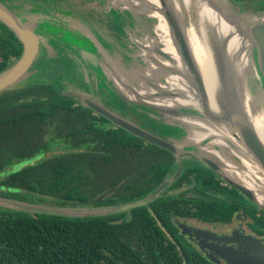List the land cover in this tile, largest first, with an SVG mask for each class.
<instances>
[{
	"label": "trees",
	"instance_id": "obj_1",
	"mask_svg": "<svg viewBox=\"0 0 264 264\" xmlns=\"http://www.w3.org/2000/svg\"><path fill=\"white\" fill-rule=\"evenodd\" d=\"M248 10L264 12V0ZM21 53L19 40L0 22V73ZM75 101L43 82L0 93V195L59 208H108L145 198L174 172L171 153ZM57 142L66 151L50 154ZM23 161L29 164L6 171ZM189 173L173 181L168 197L121 213L68 217L5 209L0 264H212L178 237L177 222L229 221L240 210L233 195L239 193L219 180L192 181ZM190 187L194 195L186 192Z\"/></svg>",
	"mask_w": 264,
	"mask_h": 264
},
{
	"label": "water",
	"instance_id": "obj_2",
	"mask_svg": "<svg viewBox=\"0 0 264 264\" xmlns=\"http://www.w3.org/2000/svg\"><path fill=\"white\" fill-rule=\"evenodd\" d=\"M118 1L115 0L111 2V0H107V3H111V5L104 7L106 13L108 12L113 14L114 12L118 11L116 9V3ZM208 2L211 8L215 10L224 20H226L229 25L234 26L235 32L238 36L249 41V54H254L252 57L253 59H251V61L250 59L248 60V64L251 67L252 72L248 75L245 74V88L248 95L251 94L253 97H257L258 100L261 98V96L264 98V90L259 89V85L262 83V81L259 82V80L262 78L264 81V12H249L243 8L242 4L234 3L231 0H208ZM174 3V0H158V9L155 5H153V3L149 4L146 2L144 5L147 7V9H145L143 8V3L139 4L136 0H122L119 1V4L122 5L119 7V9L124 7L123 9L126 10L132 17L134 23L142 30V32H145L146 34H151V27L149 26L150 21L148 19L149 16H147L146 13L151 12L162 15L161 17H163L168 27L170 37L173 41L177 54L180 57L186 72L188 73L189 83L199 95L201 108L195 106L179 108L164 105L162 106L161 102H159V100L162 99L161 97H164V100L172 99L177 95V92H169L164 89H158L156 86H154L156 88L153 92L154 94L146 92L144 95L137 94L133 98L124 94L119 95L117 91L121 93L122 90L116 85V83L115 85L111 84L109 88L116 92L117 96L121 99V102L124 105H127L131 108L139 107L143 109V111L151 118H156L157 120L161 119L164 124L173 126L174 128L179 127L180 124H182L183 126H187L190 130V126L177 118L179 116H193L210 122L215 128H217V130H219L218 136L223 140L224 138L226 139L224 140V145L217 146L233 157V159L239 165H243L245 168L250 169L254 175L258 176L260 173V176L264 178V147L255 134L251 121V116L254 115L257 117V115L254 112V106L251 104V100L250 102L246 101V105H244L239 99V94L237 91V77L239 75L234 74L232 68L225 62L222 48H220L217 44H212L211 46L209 45V48H211L214 55V65L217 74V91L214 95V99L215 105L218 109V116L212 115L209 111L205 87L200 76L193 51L191 49V42L188 38L186 30L184 29L183 23L176 12L177 10L175 11ZM152 5L154 6V9L152 8ZM59 11V13L62 12V10ZM244 13L247 15H243ZM0 22L6 25L14 33L22 45L21 56L12 65L0 73L1 93L16 85L24 78V76H26L28 71L32 68L34 61L38 57L41 43L39 36L34 32L33 28L27 24L21 23L16 15L11 11V7L8 5V3L3 0H0ZM225 44V42H222V45ZM155 52L168 62L173 61L172 58L166 54L163 49H161V47L157 46L155 48ZM80 55L83 59L82 61L84 65H86L87 68L101 67V56L96 52L85 50L82 51ZM168 72L169 75H179L175 69H168ZM119 73L121 74V72ZM122 76H124V74H122ZM119 81H121L119 86L124 88L126 79L122 77V79H119ZM146 84H148L146 81L145 83L143 82L141 84L142 88H140L138 91L140 92L144 89L148 91L150 87ZM126 86L129 85L126 84ZM129 88L133 92H137V90L132 86H129ZM77 95L78 97H76L75 100L82 104V106L91 109L96 114L106 118L112 124L125 130L129 134L144 140L148 144L155 145L171 153L178 163L176 165L177 167L175 173L163 181L153 192L143 199L118 206L95 209L98 211L74 213L65 209L35 206L28 203L7 199H0L1 203H7L15 210H21L28 213L68 217L101 216L126 212L134 208L146 206L148 203L155 200L172 181H175L179 177L181 172V161L184 157H187L194 159L195 161L203 164L205 167L217 173L225 183L240 192L255 207L264 212V196L262 194L248 186L241 184L238 181L230 179L225 174V172H223L227 170L228 167L224 163L219 162L218 160L214 161L209 157L199 156L198 158H194L193 155L186 151V143H183V140L180 141L178 139L179 135H175L174 130H172V134L174 136L171 135L170 138L167 139L158 134L156 130L148 127V125L139 122L137 119L127 117V115H125L120 110H115L114 108L101 103V101H98L91 96L88 97L84 95L79 96V94ZM189 133H187L185 136L187 139ZM214 138L215 136H209L206 137V140L213 142ZM204 140L205 139H202L198 143L191 142V146H195L199 151H203L204 145H202V142ZM207 151L208 150H206V152ZM247 158L252 161L254 166L259 167L261 171H256L249 163ZM259 179L261 180V178ZM85 209L86 208L82 210ZM179 228L181 229L182 234L195 236L197 239L203 240L209 237V239L213 241L214 237L212 238L209 235L203 233L202 230L192 228L185 224H179ZM235 236L236 235H232L228 239L218 238V240L233 244L240 243L239 239H236ZM240 239L242 240V243L253 242L256 246L261 244V241L247 237H240ZM239 246L241 247V244ZM200 247H206L216 256L221 258L226 264H264V258L258 257L255 254L252 255L247 253L245 251L246 248L244 250L234 249L232 247L204 243V241H201Z\"/></svg>",
	"mask_w": 264,
	"mask_h": 264
},
{
	"label": "rangeland",
	"instance_id": "obj_3",
	"mask_svg": "<svg viewBox=\"0 0 264 264\" xmlns=\"http://www.w3.org/2000/svg\"><path fill=\"white\" fill-rule=\"evenodd\" d=\"M3 1L8 3V5L11 7V11L16 15V17L19 19L21 23L27 24L33 28L34 32L39 36V40L41 43V50L38 54L37 59L34 61L32 68L28 71L26 76H24V78L21 81H19L16 85L11 87L12 89H20L28 85H33L36 83L43 82L46 84L53 85L55 89L59 91H63L64 94L68 95L69 97H72L73 100H75V98L78 97L77 94H79V96L80 95H84L88 97L91 96L92 98L101 101V103L109 107H112L115 110L118 111L120 110L125 115H127V117L132 119H137V117L141 113L140 111H142L143 109L139 107L131 108L127 105L124 106L123 104L121 105L120 102L115 97L113 91L110 90L111 91L110 93L107 87H105L104 80L107 78L110 84L115 85L116 83V85L120 88L121 86H119L120 84L119 79H122V77H124L126 79L125 87L123 88L124 90L121 93L117 91V93L119 95L121 94L126 95L125 93H127L129 94V96L132 93L131 92L132 90L129 88V86H132L134 89L138 91L140 88H142L141 84L143 82L145 83V81L148 83L146 85L149 87L166 84V77L169 76L168 69L167 68L164 69L162 64H157L156 67L158 68V72L155 71L148 76L147 67L149 71H151L153 67L149 62L144 63L145 60L144 57L142 56L143 55L142 52L140 51H137L136 53L139 55L140 58L142 56L141 60L140 58H137L139 61L132 60L133 62H131L130 64L131 68H128L126 70L125 69L126 67L123 65L124 56L122 57L119 54V51H117L118 50L117 48L119 47L120 44H118L117 41H113L112 37L108 36L106 27L103 28V25L102 28L101 26H98L99 23L106 22L105 17H108V19L112 21L114 20L116 22H119L120 25L121 24L123 25V29L121 27V30H123V33L125 35H127V38L131 37L133 39L134 35L130 34V32H133L143 37V39L140 40L141 42H143V44L145 42H148L149 39H153V41L155 42V40H157V34L155 33V28L157 26L158 20L151 16V12H148V14L145 12L147 16H149L148 18L150 21L149 26L151 27V34L149 33L145 38L146 33L144 32L145 35L141 34V32L137 28V25H135L133 19H131L132 17L128 14L126 10L123 9L124 7L121 8L122 10L119 9V7L122 6L121 4H119V1L122 0L119 1L117 0L118 2L116 3L117 6L116 9L118 11L114 12L113 14H110L108 12L106 13L104 7H108L111 5V3L108 4L107 2H106L107 5L105 4V6L98 8L97 11L93 13L95 18L94 24L97 26L98 31L95 32V30H93L92 33L87 32V31H91V29L88 27L90 26L88 24H91V21H88V19H83L80 11L78 12V17L76 15L77 20H72V22H68L67 24L63 19V17H61V14H58L57 12H51L49 7H47V5L42 2V0H35V1L34 0H3ZM113 1L115 0H111V2ZM253 1L255 0H252L251 2H244L243 8H245V10H248L249 5H252ZM146 2H147L146 0H142L143 5ZM143 8L147 9L145 5L143 6ZM177 13L183 23L184 29L186 30L190 42H192L193 40L196 43L195 45H199L202 48L203 42L200 35L197 32L198 30L196 27V18L193 17V13H191V15L188 16V14L184 13V9L181 5L178 8ZM243 15L246 16L247 14L244 13ZM77 21H79L80 23ZM81 24L85 26L84 29ZM109 30L112 33H115L117 27L115 25L109 24ZM104 31H106V34H103ZM135 40L132 41L135 43V45L139 46ZM85 50L90 52H96L101 56V60H100L101 67L87 68L84 65L80 53H82V51ZM245 52L248 53L249 59L251 61V59H253L252 57L254 53L249 54V50L247 48L245 49ZM120 56L122 57V59H120ZM163 62L164 61H162V63ZM127 63H130V61ZM159 69H161L166 73V75L162 78H160L159 76ZM119 72H121V74ZM251 72H252L251 67L248 66L245 69V74L248 75L249 73L251 74ZM122 74H124V76H122ZM260 81H262V83L261 85H259V89L264 90V81L262 80V78L261 80H259V82ZM126 84H128L129 86H126ZM259 101L261 103L254 109V112L258 118L264 120V98L261 96ZM137 120H139V118ZM155 127H157L159 131L170 133V135H173L172 130H174V134L179 135L178 139L180 141L183 140V143L187 142L185 136L190 131L187 126H183L182 124H180L179 127L174 128L173 126H169L167 124H162V125L158 124L155 125ZM49 149H50L49 151H51L50 154L66 151L65 145L60 142H57V144L54 143L50 144ZM27 164L29 163L24 161L19 163L16 162V164H14L12 168H7L6 171L8 170L10 171L12 169L17 170L26 166ZM258 177L261 178V180L264 182V178L260 176V173L258 174ZM255 188L256 189H253L255 191L259 189V187H255ZM186 190H187L186 192H192V187H190L189 189L186 188ZM162 194L168 195L169 193L164 191ZM0 199H7L13 201V199L8 198L7 196L4 195H0ZM238 201L242 204V207H246V208H250L249 205L252 204L247 198H243L240 195H238ZM19 202L28 203L35 206H46L57 209H65L74 213L98 211L95 209L82 210V209H78V208L74 209L70 207L59 208V206L57 205H51L49 203H37L33 201L30 202L19 201ZM5 209L9 211L14 210V208L9 206L7 203L3 204L0 202V212ZM248 210L250 211L251 209ZM242 211L244 212V210ZM250 227L254 229V225Z\"/></svg>",
	"mask_w": 264,
	"mask_h": 264
},
{
	"label": "bare ground",
	"instance_id": "obj_4",
	"mask_svg": "<svg viewBox=\"0 0 264 264\" xmlns=\"http://www.w3.org/2000/svg\"><path fill=\"white\" fill-rule=\"evenodd\" d=\"M136 1L139 4H142V0ZM146 1L149 4L153 3V5H155L159 9L158 0H150L151 2L148 0ZM174 2L175 11L178 10L181 5L184 9V13L188 14V16L193 13V17L196 18V27L198 30L197 32L202 39L203 47L201 48L199 45H195L196 43L192 40L191 49L193 51L197 67L205 87L210 113L214 116H218V109L215 105L214 99V95L217 91V74L214 65V55L211 48H209L212 44H217L220 48H222L225 62L232 68L234 74L239 75L237 77V91L239 94V99L243 102L244 105H246V101L250 102L251 100V104L255 109L258 105H260L261 102L257 97V99L253 97L250 92V95H248L245 88V69L249 66V55L245 52V49H250L249 41L238 36L235 32L234 26L229 25L226 20H224L215 10H213L208 0H174ZM153 5L152 8L154 9ZM151 16L158 20L156 26L157 40H155V42H160L159 44H161L160 46L162 47L163 51L168 54L173 61L168 62L165 59H158L159 56L155 52L156 44L153 39H149L147 43L142 44L141 50L142 54L150 57L152 62L155 61L154 69L147 72L148 76L151 75L154 70L158 72V68L156 67L157 64H162L164 69H175L179 74H170L166 77L165 85L156 86L158 89H164L169 92H177V95L174 98L164 100V97H161L162 99L159 100V102H161L162 106L164 105L178 108L195 106L201 108L199 95L189 83L188 73L186 72L183 63L177 54L173 41L170 37L168 27L163 17H161L162 15L151 13ZM222 42H225L226 44L222 45ZM162 61L164 62L162 63ZM165 75L166 73L159 69L160 78L164 77ZM120 89L123 91V87H120ZM155 89V87H150L148 91L146 89L140 92L131 91L132 93L130 97L133 98L137 94L144 95L146 92L153 93ZM125 94L129 97V94ZM177 118L190 126L189 136L192 142L198 143L206 137L215 136L213 142L216 145L225 144L224 140L218 136L219 130H217V128H215L210 122L193 116H179ZM251 121L255 134L264 147V120L253 115L251 116ZM260 182L262 183L264 188V182L261 180ZM240 183L245 185L244 182Z\"/></svg>",
	"mask_w": 264,
	"mask_h": 264
},
{
	"label": "flooded vegetation",
	"instance_id": "obj_5",
	"mask_svg": "<svg viewBox=\"0 0 264 264\" xmlns=\"http://www.w3.org/2000/svg\"><path fill=\"white\" fill-rule=\"evenodd\" d=\"M47 1H54V0H47ZM138 30L141 32L142 35H145L144 32H142V30L140 28ZM130 34H133L134 38L132 39L129 36H128L129 38H127V35H126L127 43H126L125 46L128 47V48L133 47L135 51L137 50V51L141 52V50H142L141 47H142L143 42H141L140 40H142L143 37H141L138 34H135L133 32H130ZM147 35L148 34L145 35V38L147 37ZM135 39H137V40H135ZM132 40H135L138 43L139 46L135 45V43ZM145 43H147V42H145ZM159 43L160 42H155V44H156L155 47H157V46L161 47L160 46L161 44H159ZM161 49H162V47H161ZM40 50H41V46L39 48V52H40ZM142 56L144 57V60H145L144 63L145 62L146 63L149 62L151 64V66L153 67V69H154V64H155L154 62L155 61L152 62L150 57H147L144 54ZM142 56H141V58H142ZM133 58H140V57H139V55L137 53H135ZM141 58H140V60H141ZM158 59H164V58L159 56ZM147 70L149 71L148 67H147ZM153 72H155V70ZM104 85H105V87H107V89L111 93V91H110L111 89L109 88L111 86V84L107 80V78L104 80ZM113 93H114L115 97L117 98V100L122 105L123 103L121 102V99L117 96L116 92L113 91ZM124 106H126V105H124ZM119 107H120V105H119ZM122 109H123V106H122ZM142 111H140L141 113L137 117V119L139 118L138 121L148 125V127H151L152 129L156 130L158 132V134H160L161 136L169 139L170 136H171L169 133H165V132L159 131L157 129V127H155V125H158V124L162 125V124H164V122L161 119L157 120L156 118H151L150 116H148L147 113H145L144 111L142 112ZM142 115H144V116H142ZM152 125H154V126H152ZM189 135H190V133H189ZM178 138H179V136H178ZM224 140H226V139L224 138ZM191 142H192V140L190 139V136H188L187 142H185L186 143L185 144V146H186L185 149H186V151L188 153L193 155L194 158H198L199 156H201V157H209V158H211L214 161L218 160L219 162L224 163L228 167H227V170H225L223 172H225V174L230 179H232L234 181H238V182L239 181L240 182H244V184L246 186H248V187H250L252 189H256L255 187H259V189H257L256 191H258L260 194H262L264 196V188H263L262 183L260 182L259 177L257 175H254V173L250 169L245 168L243 165H239L233 159V157H231L223 149L218 147L214 142H210V141L206 140V138H205V140L202 142L203 143L202 145H204L205 152H204V150L203 151H199L195 146H191ZM206 150H208L209 152L207 151L208 152L207 153ZM247 159H248L249 163L253 166V168L256 171H261L259 167L253 165L252 161H250L249 158H247ZM177 164L178 163H176V165ZM172 167L174 168V172L172 174H170L171 176L176 171L175 163H174V165ZM187 170H191V173H189L188 178H190L192 181L196 177H204V179L209 180L210 182H216L217 180H219V181L225 183L221 179V177L217 173L212 171L211 169L205 167L203 164L195 161L194 159L184 157L182 159V161H181V172H180L179 177L182 174H183L182 176H185ZM201 172H204V173H201ZM172 183H173V181L169 184V186ZM225 184H227V183H225ZM169 186L167 188H165V190H164L167 193H168ZM228 186L231 187L230 185H228ZM173 192H176V190H173ZM162 193L160 194V196H162L164 198L168 197L167 195H163ZM191 193H193V195H194L195 192L192 191ZM238 193L240 194V196L245 198L240 192H238ZM207 194L210 197H213V198H215V197L216 198L225 197L224 195H222L220 193H217V192H213V191H209V192H207ZM239 194H233V195H234V197H236V201L235 202H238L239 209L240 208H242V209L237 211L233 215L232 219H230L229 221H226V222H214V223H211V224L210 223L205 224V223H201L199 220H193V219L184 218L183 220H181V222H177L178 228H179V224H185V225L190 226L192 228L202 230L203 233L209 235L212 238L214 237L213 241H211L209 239V237L206 238L205 240H203V239H197L195 236H188V235L182 234L180 228H179V232H178V234L180 235L178 237L182 241H184V242L187 241V242L191 243V245L194 247V249L196 251H198L203 257H205L212 264H226V263L221 258L216 256L213 252H211L209 249H207L206 247L201 248L200 247L201 241H204V243H208V244L211 243V244L218 245V246L232 247L234 249L244 250L246 248L245 251L247 253L252 254V255L255 254L258 257L264 258V212L260 211L257 207H255L251 203H250L251 205H249L250 208L242 207V204L238 201V195ZM195 195H196L195 198H201L202 197V195H200V194H195ZM243 208L246 211L244 210V212H243L242 211ZM248 209H251V210L249 211ZM255 218L260 220V222H261L260 226H258V227L254 225ZM249 225L250 226L254 225V229H252ZM181 235H182V237H181ZM232 235H236L235 238L239 239L240 243L233 244V243H230V242L218 240V238H220V239H224V238L228 239ZM240 237H247V238H250V239L259 240V241H261V244L256 246L253 242L242 243V240L240 239ZM240 244H241V247L239 246Z\"/></svg>",
	"mask_w": 264,
	"mask_h": 264
},
{
	"label": "crops",
	"instance_id": "obj_6",
	"mask_svg": "<svg viewBox=\"0 0 264 264\" xmlns=\"http://www.w3.org/2000/svg\"><path fill=\"white\" fill-rule=\"evenodd\" d=\"M42 2L45 3L49 7L51 12H57L58 14H61V17H63V19L65 20L67 24L68 22H72V20H77L76 15L78 17V12L80 11L83 19H88V21H91V24H88L90 25L88 27L91 29V31H87V30L86 31L88 33H92L93 30H95V32L98 31L97 26L94 24L95 18H94L93 13L97 11L98 8L105 6L107 0H54V1L42 0ZM59 10H62V12L59 13L60 12ZM105 18H106V22L99 23L98 26H101V28H102V25H103V28L106 27L108 36L112 37L113 41H117V43L120 44L119 47L117 48L118 49L117 51H119V54L122 57L124 56L123 65L126 67L125 69L127 70L128 68H131V65H130L131 62H133L134 60L135 61L138 60L137 58H133L137 50L135 51L133 47L129 49L128 47L127 48L125 47L127 43V38H126V35L123 33V30H121V27L123 29V25L122 24L120 25L119 22L108 19V17H105ZM109 24L115 25L117 27V30L115 33H112L109 30ZM81 25L84 29L85 26H83V24ZM106 31H104L103 34H106ZM155 33H156V28H155ZM121 56H120V59H122ZM129 61L130 63H127Z\"/></svg>",
	"mask_w": 264,
	"mask_h": 264
}]
</instances>
